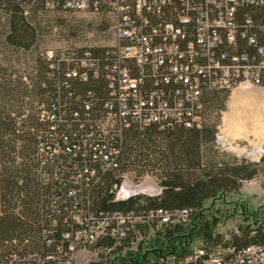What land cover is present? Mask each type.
<instances>
[{"label":"trees","instance_id":"1","mask_svg":"<svg viewBox=\"0 0 264 264\" xmlns=\"http://www.w3.org/2000/svg\"><path fill=\"white\" fill-rule=\"evenodd\" d=\"M37 1L47 11L77 13L62 7L50 9L44 0H0V264H60L64 260L60 247H68L62 234L79 226L72 211L84 215L89 210L98 215L191 209L192 222L188 226L167 228L166 242L160 237L150 241L148 246L155 252L175 250L177 255L185 256L195 241L207 249L218 245L264 246V214L247 217L248 222L239 227L241 233L225 242L216 232L220 217L205 214L206 201L238 191L243 181L264 170V154L259 160L236 155L226 160L219 157V149H213L217 146L219 121L208 123L203 118L209 110L222 112L226 108L230 90L203 91L200 126L133 124L124 129L121 138L111 141L120 148L115 167L104 171L99 160L89 162L87 167L80 157H73L80 145L73 133L87 139L88 133L80 124L84 122L87 128L89 120L103 112L108 99L107 79L103 73L99 77L91 74L86 81L68 78L66 63L52 67L49 51L40 55L36 45L46 16L38 14ZM87 12L108 17L112 29L108 13ZM61 26L70 37L81 29L78 21ZM110 45H68L53 52L74 47L79 53L88 49L101 56ZM27 52L32 55L27 57ZM87 101L91 102L88 111ZM47 112L55 113L57 121L51 120ZM55 140L59 142L57 148ZM81 145L91 150L82 141ZM61 148L68 153L57 151ZM85 168L96 170L91 184L87 182L89 173L74 183L70 179L76 176L74 171L83 172ZM149 172L158 178V194L139 193L126 200H114V185L121 183L122 175L131 173L138 178ZM147 229L141 227L144 233ZM129 241H122L119 249L130 245ZM113 242L107 236L97 245Z\"/></svg>","mask_w":264,"mask_h":264},{"label":"built area","instance_id":"2","mask_svg":"<svg viewBox=\"0 0 264 264\" xmlns=\"http://www.w3.org/2000/svg\"><path fill=\"white\" fill-rule=\"evenodd\" d=\"M44 1L50 9L106 12L112 19V43L101 56L88 49L79 53L74 47L47 54L52 67L66 63L68 78L86 81L91 74L99 77L103 73L107 79L103 112L91 118L87 128L84 122L80 124L87 139L73 133L80 140L73 157H80L86 166L99 160L104 171L115 167L120 148L111 141L121 138L133 124L200 126L205 89L231 91L238 85H264V0ZM90 108L87 101L85 109ZM49 113L57 121V115ZM81 141L91 150L84 149ZM58 143L55 140L56 148ZM57 151L68 153L65 148ZM74 172L76 176L70 178L74 183L89 173L88 185L96 175L90 168ZM122 178L114 185L115 201L160 192L149 185L139 189L131 173ZM72 215L79 226L62 234L68 247H60L64 253L60 264H82L83 251L85 264H264L260 244L207 249L201 243L185 256L175 250L155 252L148 246L150 241L165 240L167 228L188 226L191 209L98 215L88 210L84 215L72 211ZM146 226L144 233L141 227ZM107 236L114 239L112 245H97ZM124 240H130V245L119 249Z\"/></svg>","mask_w":264,"mask_h":264},{"label":"rangeland","instance_id":"3","mask_svg":"<svg viewBox=\"0 0 264 264\" xmlns=\"http://www.w3.org/2000/svg\"><path fill=\"white\" fill-rule=\"evenodd\" d=\"M40 5L41 3L37 1L38 14L46 16L45 21L41 25L42 34L36 45L40 55H45L48 51H58L68 45L103 48L112 43L111 21L108 17L91 12H51L40 7ZM71 21L73 23L76 21L81 23L80 31L76 36L72 37L68 36L61 26V24ZM31 55L30 52L26 53L27 57ZM26 59H29L27 60L29 64L32 63L31 58ZM220 115L221 111L218 109L215 111L209 110L206 118L203 119L208 121V123H214L219 121ZM213 149H219V157L226 160L231 159V156L235 155L218 143ZM262 167L264 168V164ZM134 181L137 185L139 184V189L146 185L152 187V191L156 193L161 189L158 178L150 172L142 177H134ZM204 207L206 216L217 215L220 217L216 232L223 235L224 242L230 241L235 234L239 235L241 233L239 227L248 222L247 217L253 218L256 215L262 216L264 214V170L256 177L243 181L238 191L219 194L217 197L206 201ZM201 243L200 241H195L194 245ZM81 253L79 260L82 264H85L87 254L84 251Z\"/></svg>","mask_w":264,"mask_h":264},{"label":"crops","instance_id":"4","mask_svg":"<svg viewBox=\"0 0 264 264\" xmlns=\"http://www.w3.org/2000/svg\"><path fill=\"white\" fill-rule=\"evenodd\" d=\"M217 143L236 156L251 160L261 158L264 154V85H238L230 91L226 108L220 115Z\"/></svg>","mask_w":264,"mask_h":264},{"label":"bare ground","instance_id":"5","mask_svg":"<svg viewBox=\"0 0 264 264\" xmlns=\"http://www.w3.org/2000/svg\"><path fill=\"white\" fill-rule=\"evenodd\" d=\"M253 116V115H252ZM255 122V121H254Z\"/></svg>","mask_w":264,"mask_h":264}]
</instances>
